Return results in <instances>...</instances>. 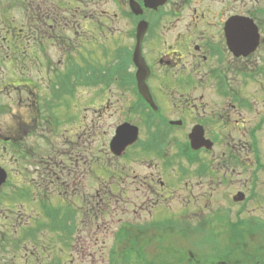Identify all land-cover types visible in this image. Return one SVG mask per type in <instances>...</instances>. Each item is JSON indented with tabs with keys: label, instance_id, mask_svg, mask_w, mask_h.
Instances as JSON below:
<instances>
[{
	"label": "flooded vegetation",
	"instance_id": "1",
	"mask_svg": "<svg viewBox=\"0 0 264 264\" xmlns=\"http://www.w3.org/2000/svg\"><path fill=\"white\" fill-rule=\"evenodd\" d=\"M134 1L141 13L132 9ZM5 2L2 16L22 7V0ZM28 4L30 39L16 19L2 20L0 61L15 69L8 86L26 88L33 99L0 103V262L9 246L20 254L25 248L26 259L40 261L38 245L28 250L26 244L54 237L66 257L55 251L57 264H66L87 219L95 222L103 205H119L127 186L130 205L135 192L143 191L136 205L147 213L148 227L137 231L145 238L161 241L181 233L186 223L166 202L184 200L186 214L190 203L196 207L191 214L208 212L198 227L226 217L228 229L220 230L227 235L264 237L261 3L166 0L153 8L130 0L128 45L113 51L117 59L108 61L110 68L98 63L115 39L109 16L103 21L102 0ZM55 51L64 70L57 68L55 76L48 71L42 85L38 79L23 83L22 57L30 54L38 63L43 56L49 63ZM118 53L125 55L126 69L111 74ZM124 124L130 125V144L118 154L111 143ZM200 184L206 189L194 194ZM25 195L30 204H24ZM255 203L256 213L247 210ZM249 264H264V257Z\"/></svg>",
	"mask_w": 264,
	"mask_h": 264
},
{
	"label": "rangeland",
	"instance_id": "2",
	"mask_svg": "<svg viewBox=\"0 0 264 264\" xmlns=\"http://www.w3.org/2000/svg\"><path fill=\"white\" fill-rule=\"evenodd\" d=\"M26 2H28V0H22V7L16 8L12 6L8 14L2 16V10H4L6 2L5 0H0V39L4 34L2 32V20L4 17H10L12 21L16 19L18 25H21L26 32L29 33L28 28L31 25V15H29L30 12L26 10ZM244 3L248 7L253 6V4L258 6V3H261L258 7L264 8V0H244ZM100 8H102L104 14L103 21L106 22V16L108 15L109 20L107 21L113 23L115 27L113 31L115 39L110 47L107 45L109 53L105 57L103 56L101 61L98 62L102 63L104 67L106 64V66L110 68L111 64L108 61H115L117 59L116 54L112 56L114 53L113 51L121 46L128 45V29L130 26V16L128 15L130 9L129 0H102ZM114 13L118 14V18L113 17ZM28 36L31 37V34L29 33L27 36H24V38ZM25 44L24 49L28 50L30 53L29 46L31 43L25 42ZM60 54L61 52L59 51H55L54 54L51 53V55H53V61L50 58L49 63L44 62L43 56L39 59L38 63L32 62L31 56H29L30 54L26 55V58L22 57L19 64H22L20 72H22L21 77L23 83H31V81L36 82L38 79L42 85V83L45 84L49 80L48 71L51 73L53 72V75L56 72L55 70L60 69V71H63L65 65L59 63V59H61ZM118 54V64L114 66L111 74H118L116 71L126 69L125 55L122 56L121 53ZM17 65L18 64H16V66ZM0 72V86L6 84L5 92L3 91L0 93V103H12L17 101L20 97L23 102H32L33 98L31 94L27 92L26 88L21 87V91L17 90L18 92H16L14 87L8 86L12 76L11 73L15 72V69L9 62L3 65L0 61ZM68 74L72 75L70 72H68ZM61 108L65 107L63 106ZM13 112H15V110H13ZM260 149L264 162V129ZM120 161L125 163L127 159ZM135 167H137V165H135ZM202 188L206 189L205 184H200L196 186L194 190L191 189V191L194 194H198ZM118 192L119 189H115V193ZM123 193L122 198H118L120 202L119 205H116L115 202H113L112 205H103L102 212L95 222H92L90 217L87 219V230L85 229V232L81 234L82 236L80 239L76 237L73 238L71 250L66 252V254H68V258L65 260L66 264H111L110 258L115 264H194L197 262L201 264H211L213 262L226 263L227 261L232 264H249V262H256V260L264 257V237L249 238L243 236V239H236V234L235 237L232 233L227 235L226 232L220 230V227H226L228 229L229 223L226 217L225 219H223V217L216 220L211 219L208 221V224H202L198 227L204 219H207L208 212L205 211V213L202 212L199 213V215H193L191 211H195L196 207L195 203H190L189 207H187L189 212L186 214L184 205L187 200L181 203H177V201L166 202L167 206L172 207H170L171 212L177 214L178 218L180 217L181 221L186 223V228H183L181 233L177 232L175 237L162 239L161 241L159 238H145V236L143 237L137 231L140 230V228L148 227L146 226L147 222H145L148 220L147 213L142 206L139 207L136 205L139 203L140 199L138 198L142 197L143 191L135 192L134 195L136 197L134 198L132 196L131 205L130 188L127 186L126 191ZM29 195L23 197L24 204H30ZM123 200L127 202L123 203ZM255 204H251L247 210L252 209L253 212L256 213L259 204ZM229 206L231 205L227 204L225 208H229ZM89 207L90 206H88V209H91ZM215 207L216 206L212 207L210 211ZM28 214V212L24 211V216ZM90 215L91 218H94L93 216L96 214L92 212ZM196 222H198V224ZM129 225L133 227L130 228ZM124 228L126 230L128 228L130 232L127 231V233H129V235L120 233L116 240L114 236L117 235L119 230H124ZM12 231L13 226H10V232ZM160 242H162V244ZM147 244L149 247L148 249H146ZM35 245H38L37 247L41 250L40 261H37L36 256L32 257V255H28L29 259H26L27 255H25L24 252L26 251L25 248L22 249V254H20L19 252H12L9 246L8 250L3 253L4 255L2 256L0 264H23V261H30L31 257L33 259L30 261V264H48L50 262H55V264H57L61 261L58 260L57 255L54 254L55 251L60 253L58 256L61 258H66L65 256H61L64 254L59 250L62 247V243L57 240V238L53 237L51 242H47L46 238H40L38 241L31 240V242L26 244V248L32 250ZM114 246L116 250H112ZM46 248H48V250ZM110 251L112 255L109 258ZM180 254H182V258ZM179 257L181 261L178 260ZM34 260H36L37 263Z\"/></svg>",
	"mask_w": 264,
	"mask_h": 264
},
{
	"label": "water",
	"instance_id": "3",
	"mask_svg": "<svg viewBox=\"0 0 264 264\" xmlns=\"http://www.w3.org/2000/svg\"><path fill=\"white\" fill-rule=\"evenodd\" d=\"M166 0H145V4L147 6H152L153 8L159 4L164 3ZM133 9L137 11V8H140V6L134 2L132 3ZM141 12V10H140ZM139 42V46H140ZM130 125L124 124L119 127L117 130L116 136L112 141V147L116 151V153L120 154L122 153L126 147L130 144Z\"/></svg>",
	"mask_w": 264,
	"mask_h": 264
},
{
	"label": "trees",
	"instance_id": "4",
	"mask_svg": "<svg viewBox=\"0 0 264 264\" xmlns=\"http://www.w3.org/2000/svg\"><path fill=\"white\" fill-rule=\"evenodd\" d=\"M28 37H30V36H28ZM62 227H63V224H62Z\"/></svg>",
	"mask_w": 264,
	"mask_h": 264
},
{
	"label": "bare ground",
	"instance_id": "5",
	"mask_svg": "<svg viewBox=\"0 0 264 264\" xmlns=\"http://www.w3.org/2000/svg\"><path fill=\"white\" fill-rule=\"evenodd\" d=\"M206 224H208V223H206Z\"/></svg>",
	"mask_w": 264,
	"mask_h": 264
}]
</instances>
